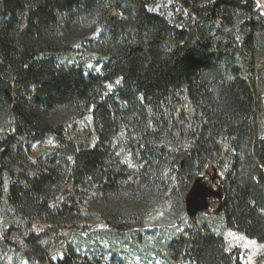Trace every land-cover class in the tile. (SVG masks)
<instances>
[{"label": "trees", "instance_id": "obj_1", "mask_svg": "<svg viewBox=\"0 0 264 264\" xmlns=\"http://www.w3.org/2000/svg\"><path fill=\"white\" fill-rule=\"evenodd\" d=\"M176 1L180 26L150 0H0V226L20 245L0 248L14 264H97L126 247L242 264L224 230L264 243V13L257 0ZM72 26L90 35L73 40ZM86 42L100 51L89 67ZM213 169L219 230L184 206ZM85 197L117 201L87 215L101 229L79 223ZM161 211L172 224L147 228Z\"/></svg>", "mask_w": 264, "mask_h": 264}, {"label": "rangeland", "instance_id": "obj_2", "mask_svg": "<svg viewBox=\"0 0 264 264\" xmlns=\"http://www.w3.org/2000/svg\"><path fill=\"white\" fill-rule=\"evenodd\" d=\"M150 5L148 9L158 15H163L166 18L169 19L170 22L176 24V25H182L183 23L187 22L189 19L188 11L176 0H150ZM259 3L260 9L264 13V0H257ZM71 37L73 40L75 39H81L84 36L89 34L88 30H80L74 26L71 28ZM90 35V34H89ZM88 53V61L87 66H91L94 62V59L96 56L100 55L99 48L95 46L93 43L86 42L85 48ZM82 58H78L77 60L80 61ZM95 69L99 70L100 65L99 63H96ZM46 117H49L47 114ZM82 135V131L76 132V138L77 140H80ZM41 148H48L53 149L55 148V143L49 138L43 141L40 145L37 143H34L31 146V149L28 151L29 157L34 158V162H36V157L40 156ZM42 162L47 163L44 159ZM129 172H134V169L132 166H130ZM211 170H207L206 173L202 176L203 182L210 185V187L220 192V182L218 179H215L213 182H210L209 175L211 174ZM85 199V207L81 209L76 217H78V221L80 224H84L86 229L94 230L95 228H102V225L99 224L98 219L96 215L94 214L93 217H87L88 214H92L98 211L100 209L109 210L112 211L113 208L117 205V201L114 200L112 197H109L106 199V202L109 204L111 202V206H105L102 201L98 200L96 198L95 200L91 201L89 198ZM215 197L214 200L211 202L210 206L207 210H205L206 214L208 215L207 220H213L216 224V230L220 229V222L219 218L217 217V214L219 212V202L216 200ZM124 200L131 206H138L139 202L134 199L133 197H130L126 195L124 197ZM210 200V199H209ZM116 208V207H115ZM168 212V211H167ZM1 222V220H0ZM172 224V220H169L168 217H166L163 212H159L157 214H154L150 216L146 220V226L147 228H160L165 225ZM223 236L226 242V248L228 250H232L234 248H238L239 250V257L242 264H264V243L258 242L255 239L247 238L243 234L239 232H235L232 230H224ZM0 240H4L8 245L16 244L17 248L20 247L19 240L14 236L10 235L9 233L5 234V232L2 231V228L0 226ZM102 245L108 246L107 243L101 242ZM12 248V247H11ZM127 252L125 254H122L119 250L116 255L111 258V252L109 251H103L100 253H94L93 257L97 264H162L164 261L161 256L155 255L153 252L146 253L142 247H140V250L137 249H131L130 247H126ZM12 251V249H10ZM0 252H2V258L5 260L6 264H14L13 263V257L17 255L16 251H12L9 253H6L4 250L0 248ZM16 264H26V261L23 259L16 260Z\"/></svg>", "mask_w": 264, "mask_h": 264}, {"label": "water", "instance_id": "obj_3", "mask_svg": "<svg viewBox=\"0 0 264 264\" xmlns=\"http://www.w3.org/2000/svg\"><path fill=\"white\" fill-rule=\"evenodd\" d=\"M209 177L210 182H213L215 179H219L214 169ZM202 178V176H199L193 180L184 198L185 211L191 218H194L198 212L208 209L209 199L211 197H218V199L220 198V193L213 190L210 185L203 182Z\"/></svg>", "mask_w": 264, "mask_h": 264}, {"label": "flooded vegetation", "instance_id": "obj_4", "mask_svg": "<svg viewBox=\"0 0 264 264\" xmlns=\"http://www.w3.org/2000/svg\"><path fill=\"white\" fill-rule=\"evenodd\" d=\"M212 198H215V197H211L210 199H212ZM217 199H218V197H216Z\"/></svg>", "mask_w": 264, "mask_h": 264}]
</instances>
